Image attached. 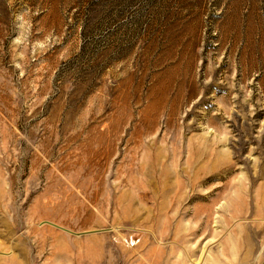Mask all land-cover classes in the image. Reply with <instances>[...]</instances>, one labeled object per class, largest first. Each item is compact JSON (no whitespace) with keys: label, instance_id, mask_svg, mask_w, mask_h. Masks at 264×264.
<instances>
[{"label":"rangeland","instance_id":"obj_1","mask_svg":"<svg viewBox=\"0 0 264 264\" xmlns=\"http://www.w3.org/2000/svg\"><path fill=\"white\" fill-rule=\"evenodd\" d=\"M0 264H264V0H0Z\"/></svg>","mask_w":264,"mask_h":264}]
</instances>
